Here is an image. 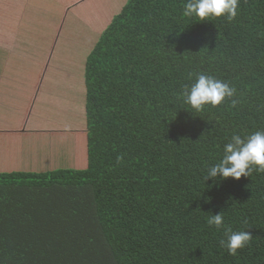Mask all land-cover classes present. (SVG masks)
<instances>
[{
  "label": "trees",
  "instance_id": "trees-1",
  "mask_svg": "<svg viewBox=\"0 0 264 264\" xmlns=\"http://www.w3.org/2000/svg\"><path fill=\"white\" fill-rule=\"evenodd\" d=\"M187 2L126 0L87 45L86 167L0 175V264H264V172L206 179L233 135L264 131V0L232 21ZM198 74L235 95L197 112ZM225 229L253 238L233 256Z\"/></svg>",
  "mask_w": 264,
  "mask_h": 264
},
{
  "label": "crops",
  "instance_id": "crops-1",
  "mask_svg": "<svg viewBox=\"0 0 264 264\" xmlns=\"http://www.w3.org/2000/svg\"><path fill=\"white\" fill-rule=\"evenodd\" d=\"M43 4H46L45 12L42 9ZM77 4L84 5L82 8L89 14H93L90 9L96 8L87 0L0 1V175L15 172L46 173L49 172V166L59 159L65 161V165L70 169L86 167L87 141L83 138V135H86V127L83 129L81 123H86L81 100L84 97L81 86L82 70L79 68L81 72L71 75L69 61H77L75 56L81 60L88 51L84 53L82 49L87 47L89 40L79 41L78 45H75L72 39H59L54 43H61L64 49L55 60L62 68L58 73L51 71L53 64L46 54H41L44 42L20 43L8 39L6 42L12 44L9 50L1 45L5 40L3 38H7V33H17L21 31V26L31 31L33 22H36L31 15L37 14V10H41L42 14L53 11L54 15L73 16L74 13L79 14V11L75 10L79 7ZM101 22L105 23V19ZM50 28H53L51 31H61L60 33L71 32L68 30L66 19L62 28L60 25L58 30L56 26ZM62 35L65 38V33ZM95 41L97 40H94V43ZM38 47L40 52L37 51ZM5 51L9 53L6 54ZM62 101L70 108L71 105L77 106L80 103L78 115H81L82 111L84 118L79 117L77 121L65 119L69 117L61 113L70 110L66 105H61ZM71 130L76 131L74 134L83 135L81 138L72 135ZM65 135L73 138L68 148L63 147L65 139H68ZM43 139H60L63 146L59 147L54 143L56 147L51 149L42 142Z\"/></svg>",
  "mask_w": 264,
  "mask_h": 264
},
{
  "label": "clouds",
  "instance_id": "clouds-1",
  "mask_svg": "<svg viewBox=\"0 0 264 264\" xmlns=\"http://www.w3.org/2000/svg\"><path fill=\"white\" fill-rule=\"evenodd\" d=\"M238 8L239 0H188L184 4L183 14L201 20L209 17H224L232 21L238 15ZM234 95L235 88L229 83L206 74H198L195 82L190 87L185 86L183 90L185 103L197 112L205 105L219 106ZM235 103L233 101V106ZM231 141L225 144L224 155L220 162L207 170L206 179H213V184L209 187L217 186L215 179L217 176L221 179L231 177L239 180L241 177H250L253 170L264 172V131H255L243 139L235 134L231 137ZM207 223L220 230L224 227V217L221 212L211 215ZM225 234L227 239L221 240L220 243L233 256L253 238L247 231L233 232L231 229H225Z\"/></svg>",
  "mask_w": 264,
  "mask_h": 264
},
{
  "label": "rangeland",
  "instance_id": "rangeland-1",
  "mask_svg": "<svg viewBox=\"0 0 264 264\" xmlns=\"http://www.w3.org/2000/svg\"><path fill=\"white\" fill-rule=\"evenodd\" d=\"M87 1L90 2L91 6L94 5L98 9V12H96V8L94 10L90 9V11H93V14L92 13L89 14L85 9L82 8V6L84 5L79 6V4L76 5L79 7L75 8L76 11H79V14L74 13L73 16H70V15L61 16L60 14L54 15L53 11H50L51 13L42 14L41 10H37L39 11L37 14L32 13L31 15V17L36 20L35 23L33 22V26L30 25L32 28L31 31L26 29L25 26H21V31L17 33H7L6 34L7 38H3L5 40L4 42L1 43V45L3 47H6L7 50H9L12 44H10L9 42H6L8 39H13L20 43L22 42H44L45 44L41 48V54L42 55L46 54L47 58L50 59L51 64H53V69H51V71L58 73L59 71H61L62 68L59 67L58 63L55 60L59 57L60 54H62L64 49L62 48L61 43H59L58 45L54 43L57 42L59 39H61V41H63L64 39H72V42L75 45H78L77 43L79 41H85L86 39H88L89 46L90 44L92 45L94 43V40H98L101 37L105 28L109 26L114 15H116L126 3V0H87ZM27 3L28 5H30L29 2ZM108 4L110 5L109 7H108ZM43 5L44 6L42 7V9L45 12L44 8L46 4H43ZM65 19H66V24L68 26V30L69 31L71 30V32L62 31V33H65V38H64L62 33H60L61 31H51L53 30V28H50V26H56V30H58L59 25H60V28H62V24L65 22ZM104 19H105V23L102 24L101 21ZM89 46L86 48H83L82 52L85 53L87 50H89ZM37 51L40 52L39 47ZM5 53L8 54L9 52L5 51ZM75 59L77 61L80 60L79 57H76V56H75ZM77 61L75 62L69 61V68H70L71 75H75L76 72L77 73L81 72L80 69L74 64ZM66 66H68V64H66ZM19 71L20 70H18V72ZM61 105L62 106L66 105L70 110V112L64 111L63 113H61V115L69 117L65 119H70L73 121L75 119L77 121L79 117L84 118L83 116L85 115L82 113V111H81V115H78L79 108L81 106L80 103H78L77 106L74 104L71 105L72 108H70L65 101H62ZM81 123L84 129L86 127V123L85 121H82ZM46 125H48L47 122H46ZM75 132H76L75 130H71L72 135H75L80 138L83 135L82 133L74 134ZM84 137L86 138V135H83V138ZM65 138H68V139H65L64 146H63V141L61 142L60 139L59 140L54 139L53 141H51V139H47V140L43 139L42 142L46 143L47 147L50 146L49 148L51 149H54L56 147L53 145L54 143H56L59 147L63 146L65 148H68L70 147V140L73 138H71L70 135H65ZM86 159H87V154H86ZM65 164H67L65 163V161H63L62 159H59L53 165H50L48 170L54 171L57 169H70ZM79 168H82V167H79Z\"/></svg>",
  "mask_w": 264,
  "mask_h": 264
}]
</instances>
